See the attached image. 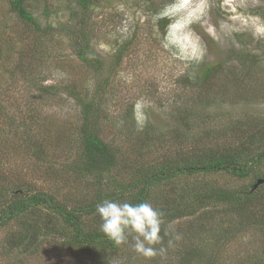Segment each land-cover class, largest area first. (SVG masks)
Here are the masks:
<instances>
[{"label":"trees","instance_id":"16d2710c","mask_svg":"<svg viewBox=\"0 0 264 264\" xmlns=\"http://www.w3.org/2000/svg\"><path fill=\"white\" fill-rule=\"evenodd\" d=\"M98 1L74 0L68 7L69 19L54 24L49 20L58 12L55 0H0V26L8 19L15 28L12 34L0 28V69L14 76L26 75L42 101L59 99L65 93L79 107L80 122L73 134L70 131L61 137L58 131L52 136L43 124L39 136L32 133L31 125H38L35 120L14 133L26 137L28 151L40 163L50 168L59 164L58 175L85 181L87 189L83 195L79 190L60 197L54 190L24 181L11 185L3 176L0 229L16 225L3 239L6 253L23 251L35 257L41 255L43 241L54 240L79 264H216V256L207 250L210 244L217 247L253 232L261 244L249 264H264V117L249 112L233 118L222 109L232 97L241 100L242 92L232 86L244 82L243 75H254L261 54L246 45L233 49L235 66L244 73L226 71L229 77L218 94L214 93L215 80L222 63L202 62L197 73L179 77L177 83L184 85L189 97L186 100L181 94L174 99L175 113L169 123L149 121L137 128L133 117L131 124H109L108 88L132 41L118 45L110 64L96 50L88 15L96 3L103 6ZM169 23L162 18L159 26L165 31ZM31 39L35 41L26 45ZM64 42L93 73V87L72 80L62 85L45 84L47 77L39 80L45 60L61 55ZM0 86H4L1 79ZM8 119L11 124V115ZM109 127L123 129L124 141L107 140ZM221 175L240 184L220 183L217 177ZM259 180L263 183L256 186ZM104 199L150 202L164 213L165 224L171 223L181 239L163 257L151 261L130 247H115L99 231L96 204ZM86 251L95 253L96 261L83 257Z\"/></svg>","mask_w":264,"mask_h":264},{"label":"rangeland","instance_id":"374dc122","mask_svg":"<svg viewBox=\"0 0 264 264\" xmlns=\"http://www.w3.org/2000/svg\"><path fill=\"white\" fill-rule=\"evenodd\" d=\"M54 4L58 12L49 21L54 24L66 22L70 17L68 7L74 4V0H55ZM98 4L103 6L96 3L88 15L96 50L110 64L114 61L118 45L127 39L132 41L128 55L116 68L108 88L110 99L106 112L112 117L109 124L113 121L119 125L131 124L133 117L137 128L149 121L153 124L171 122L175 113L174 99L181 94L186 100L189 97L184 85L177 83L178 78L185 77L190 71L197 73L202 62L223 64L215 80L214 93L218 94L224 89V80L229 77L226 71L244 73L243 69L235 66L233 55V49L240 45L250 46L252 51L259 52L261 61L252 77L245 74L246 78H241L244 82L232 86L242 92L241 100L238 101L237 96L232 97L222 109L233 118L246 116L249 112L264 117V0H99ZM39 12L43 23H47L41 8ZM162 18L170 21L165 31L159 26ZM0 28H6L11 34L15 29L8 19ZM169 37L175 43L165 47ZM32 41L35 40H29L26 45ZM60 46H63V51L59 52L61 55L45 60L46 67L40 68L39 80L47 77L45 84L58 85L72 80L93 87V73L71 54L66 42ZM193 46L200 53L199 60L190 58ZM0 79L4 85L0 86V179L4 176L11 185L18 181L32 183L36 188L54 190L60 197L69 192L76 194L79 190L81 195L85 194V181H74L70 175L63 179L58 175L59 164H52L54 168L44 166L28 151L26 137L20 138L14 133L22 131L23 125L30 127L35 120L38 125H31L32 133L39 136L42 135L43 124L48 125L52 136H56L58 131L61 137L70 131L73 134L80 122L79 107L74 100L63 93L59 99L42 101L36 87L30 85L27 76L21 72L14 76L0 69ZM8 115H11L12 125ZM122 131L109 127L105 138L124 141L122 138L126 135ZM51 157L55 159L56 156L52 153ZM217 180L220 183L228 181L233 187L240 184L224 175L218 176ZM183 224L187 225L188 221L183 220ZM15 226L12 224L0 229V264H22L21 260L27 264H79L75 257L54 244V240L43 241L42 253L35 257L23 251L6 253L3 239ZM252 233L247 232L220 246L218 243L217 247L210 244L207 250L216 256V264H249L250 257L261 244V238ZM33 249L34 246L30 251ZM82 256L91 261L97 259L91 251L84 252Z\"/></svg>","mask_w":264,"mask_h":264},{"label":"clouds","instance_id":"9594fccd","mask_svg":"<svg viewBox=\"0 0 264 264\" xmlns=\"http://www.w3.org/2000/svg\"><path fill=\"white\" fill-rule=\"evenodd\" d=\"M170 43H175L171 37L167 38L164 46L169 47ZM190 58L200 59L195 46ZM96 214L101 221L99 231L104 237L117 248L130 247L146 261L163 257L181 239L171 223L165 224L164 213L147 201L130 203L104 199L96 204Z\"/></svg>","mask_w":264,"mask_h":264},{"label":"water","instance_id":"95a60500","mask_svg":"<svg viewBox=\"0 0 264 264\" xmlns=\"http://www.w3.org/2000/svg\"><path fill=\"white\" fill-rule=\"evenodd\" d=\"M261 183H263V180H259L256 186H258Z\"/></svg>","mask_w":264,"mask_h":264}]
</instances>
